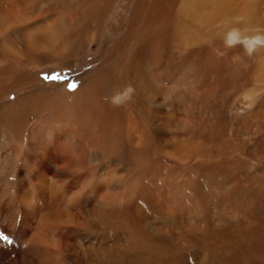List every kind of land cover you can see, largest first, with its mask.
Listing matches in <instances>:
<instances>
[{
    "label": "bare ground",
    "instance_id": "6f19581e",
    "mask_svg": "<svg viewBox=\"0 0 264 264\" xmlns=\"http://www.w3.org/2000/svg\"><path fill=\"white\" fill-rule=\"evenodd\" d=\"M115 3L116 0H56L47 6H42L43 3L39 4L37 0H0V40H3L12 49V53L6 55L8 58L9 55H19V60L14 61V65L21 67L18 81L7 88L4 98L13 91L24 90V86L28 87L30 81L37 83V74L31 73L33 71L29 68L28 60L33 59L37 63H44L45 60L52 57L69 61L75 57L82 44H89L94 39V41L98 40V45L99 43L101 45L98 61L90 73L93 76L83 81L70 98L62 97V93L55 96L48 93L49 91L46 89L35 87L26 94L29 96L26 105L22 103V100L27 98L25 95L18 97L15 101V104L20 106L18 109L26 108L25 110L29 111L30 105L38 103V99H45L48 104L58 105L61 112L64 113V115L56 116L57 123L53 126L36 125L28 131L25 129L26 126L18 124L15 128L19 135L27 132L32 137V141H28L29 150H19L21 157L25 158L21 176L31 177L32 182H35L39 188V194L35 196L31 192L32 190H28L27 194H23L22 202L30 209L32 217L37 223L36 228H32L31 231L34 232L35 238L39 236L38 238L42 239V242L43 239H46L45 232L48 230L46 228H49L46 227V224L50 221L53 225L72 224L77 228L76 226L80 227L81 220L86 217L88 219L87 226L108 228L116 217V213H106L107 210L103 208L104 204L111 206V202L115 203L114 197L109 192L113 189L110 171L102 169L104 172H100L96 176V181L95 178L91 179L89 186L99 185V188H102L104 192L100 198L98 197V201L91 202V207L86 210V215H80V213L68 209L67 206L59 212L51 210L52 200L54 203L56 198L57 200L65 199L67 196L64 191L59 197L60 195L56 194L57 191L53 192L51 188H48L50 184L47 179L48 172H53L57 176L63 173L65 176L73 177L76 183L82 181L85 176L94 177L93 171L96 167L94 168L92 165L98 161V151L104 149L103 147L111 146L114 138L116 140L124 139L131 151L137 153L141 158L145 157L148 161L160 163L161 166L160 157L165 158L167 163L168 160L175 161L176 158H179L182 164L186 163V160L204 158L200 146H206L209 140L214 137L206 135L202 131L203 129L194 128V124H190V122L194 123L196 119L194 117L195 107L191 105L195 100L191 99L190 101L186 98L187 100L182 101L181 98L184 94L187 96L188 92L189 98L192 97L190 96L189 82L200 84V92L205 96L208 89L206 85L208 75H215L217 78L214 76L213 78L220 79L225 83L230 73L226 72L219 59L221 54L225 53L224 48L218 44L220 34L223 32L221 29L229 28L237 21V24L243 28H247L245 24L248 25L247 19L237 21L234 19L239 16L234 14L236 0H124L121 10L114 13ZM244 7L242 6V8ZM251 9L254 12L252 13L254 22L252 20L251 22L264 28V0H258V3H254ZM122 12L126 13V17L119 21L118 17ZM110 14L113 15V19L110 18ZM106 27L109 28V33L105 36ZM97 34L98 39H96ZM109 39L110 45H108ZM89 53L91 50L84 53V58ZM207 60H210L211 67L207 66ZM12 63L13 59L11 58L0 61V73L11 71L14 66ZM176 66L180 71L182 84L168 86L169 79L176 74L174 73ZM192 68L196 69L195 77L191 75L194 71ZM37 72L39 71L35 73ZM188 76L192 78L189 77V79ZM262 77L264 78V74ZM260 81L262 85L254 86L255 90L264 92V80ZM128 85L134 89L130 101L120 107L113 106L108 102L107 97ZM227 87L229 88V86ZM240 87H244V85L240 84ZM244 99L248 101L252 98L246 96ZM250 103L244 102L243 105L247 106ZM179 110H182L184 116L188 117L186 119H192V121L189 120V124L187 121L178 120ZM199 119L201 118L199 117ZM51 132H54L56 137L62 136L64 139H69L74 145L75 155L55 153L51 146L52 141L47 138L51 136ZM33 150L35 151L34 156L29 154V151ZM208 154L210 155V153ZM34 159L30 171H27V164L30 166ZM176 162L174 166L177 167ZM190 167L192 168V166ZM144 168L148 169L145 166ZM167 168L170 167L167 166ZM146 170L142 171L146 173ZM93 189L95 192L97 188ZM97 191L99 190L97 189ZM89 195L92 196L91 193ZM52 197L53 199H51ZM68 202L70 203L69 198ZM113 208L112 211H114ZM201 229L203 235L199 243L202 253L198 257L199 264H264V224L258 223L253 226L231 223L223 221V217L220 216L215 224H203ZM66 232L64 238H61L65 249H67L66 235H71L76 231L70 229ZM197 232L199 231L197 230ZM36 233L39 234L37 237ZM193 233L196 232L193 231ZM23 234L26 235V233ZM68 237L70 236L68 235ZM22 238L21 243L24 241L29 251L26 250L28 253L20 255V263L33 264L30 258H33L35 254L33 248L36 247L29 237L23 235ZM74 238L76 237L74 236ZM79 241L77 240L71 246V251L84 257L87 260L86 264H102L94 257V250L97 248L96 252L98 251L105 259L112 257V254H115L114 252L117 250V247L108 245L103 247L97 245L96 247L92 244L84 246ZM154 241L156 242V240ZM170 256L174 262L179 259L180 251L175 250L171 252ZM39 263H45V258H41Z\"/></svg>",
    "mask_w": 264,
    "mask_h": 264
},
{
    "label": "rangeland",
    "instance_id": "374dc122",
    "mask_svg": "<svg viewBox=\"0 0 264 264\" xmlns=\"http://www.w3.org/2000/svg\"><path fill=\"white\" fill-rule=\"evenodd\" d=\"M54 1L56 0H37V3L42 2V6H47ZM254 3H258V0H236L234 14L239 15V19H234L236 21L247 19L248 25L245 24L247 28L259 27L251 22V20L254 22L252 16L254 12L251 9ZM123 4L124 0H116L113 6L114 13L120 11ZM242 6L245 7L242 8ZM125 17L126 13L122 12L118 19L120 21ZM110 18L113 19V15L110 14ZM115 22L116 18L113 20L114 25ZM237 23L229 28L243 29V26ZM229 28L221 29L222 34ZM108 33L109 28L106 27L104 35L106 36ZM222 34H220L218 44L224 48L225 53L221 54V57H224L219 59L226 72L229 71V78H225L226 81L223 83L220 79L213 78V76L216 77L215 75H208L206 84L208 89L205 96L200 92V84L192 83V85L188 80L192 97L189 98L188 92L187 96L184 94L181 99L182 101L195 100L190 103L192 107H195L194 117L196 119L194 123L190 122L192 119L189 118L190 121L186 119L188 117L184 116L182 110H179L177 115L179 121H187V124L190 122L191 125L194 124V128L203 129L202 131L206 135L214 137L209 140L207 147L200 146L204 158L186 160L187 162L184 164L179 161V158H176V167V165L174 166L175 161L168 160L170 163L168 164L167 160H164L165 158L160 157L162 167L160 163L148 161L145 157L141 158L137 153L131 151L124 139L116 140L114 138L111 146L103 147L104 149L98 151V161L92 165L94 168L96 167L93 171L94 177L85 176L82 181L76 183L73 177L65 176L63 173L57 176L53 172H48L47 179L50 182L48 188H51L53 192L57 191L56 194L60 195L59 197L64 191L67 196L65 199L57 200L56 198L54 203L52 200L51 210L59 212L67 206L68 209H72L80 215H86V210L91 207V202L98 201L104 192L102 188H99V185L89 186L91 179L95 178L96 181V176L100 172L110 171L113 189L109 192L114 197L115 203L111 202V206L104 204L103 208L107 210L106 213H116V217L108 228L89 227L86 225L88 220L86 217L84 218L85 222L82 219L81 226H76L77 228L72 224L53 225L50 221L47 223L48 226L46 224V227L49 228H46L48 230L45 232L46 239H43V242L42 239L39 240V236L37 237L38 233L35 238L34 232L31 231L32 228H36L37 223L33 219L30 209L22 202V196L27 194L28 190H32L31 192L35 196L39 194V188L35 182H32L31 177L21 176L25 158L21 157L19 150L28 151V141H32V137L27 132L19 135L15 128L18 124L26 126L25 129L28 131L36 125L53 126L57 123L56 116L64 115V113L61 112L58 105L48 104L45 99L37 98L38 103L30 105L29 111H26V108L18 109L20 106L15 104V101L18 97L27 96L28 91L35 87L46 89L49 91L48 93L55 96L62 93V97L70 98L75 91L71 90L73 85H76L77 88L83 81L93 76L90 73L98 61L101 45L100 43L98 45V40H96L98 39L97 34L96 41L93 39L89 44H82L75 57L69 61L52 57H49L44 63H37L33 59L28 60L29 68L33 71L31 73L37 74V83L30 81L28 87L24 86V90L13 91L4 98L7 88L18 81L21 67L14 65V61L19 60V55H9L8 58L6 55L12 53V49L3 40H0V61L11 58L14 65L11 71L0 73L2 75L0 76V264H21L20 255L29 251L25 242L21 243L23 235L29 237L36 247L33 248L35 249L33 258H30L33 264H40L41 258H45L43 264H86L87 260L84 257L71 251V246L77 240H80L79 242L84 246L92 244L99 247L105 245L117 247L115 254L110 257L111 259H105L98 251L96 252L98 248L94 250V257L102 264H199L198 257L202 253L199 240L203 235L201 225L215 224L220 216L223 217V221L231 223L253 226L258 223L264 224V92L256 91L254 87L261 86L260 80H264L262 77L264 74V48H258L252 55H248L242 46L227 48L223 43ZM110 44L109 39L108 45ZM88 50H91V53L84 58V53ZM206 64L211 67L210 60H207ZM177 67L174 72L176 74L169 79L168 86L182 82ZM195 68H192L194 71L191 74L194 77ZM36 71L39 72L35 73ZM194 77L191 79L192 82ZM240 84H243L244 87H240ZM176 90L178 89L176 88ZM246 96L252 99L245 101L247 100L244 99ZM28 98L29 96L24 98L22 103L26 105ZM241 102L251 103L245 106ZM135 122H137L136 119ZM47 138L52 141L51 146L55 153L75 155L74 145L69 139H64L62 136L56 137L54 132H51V136ZM34 152V150L29 151V154L34 156ZM119 158L121 159L119 160ZM34 161L35 159L30 163V166L27 164V171H30ZM191 161L192 163H190ZM98 164H100L99 167ZM196 165L199 167L197 168ZM144 166L148 169L146 170ZM131 169H133L132 172ZM143 169L147 172L142 171ZM131 173L133 174L131 175ZM27 175L29 177V172ZM169 180L170 182H167ZM94 186L99 191L95 189L94 192V189L92 190L95 188ZM68 229H73L76 232L68 234L70 237L66 235L68 238L66 237L67 249H65L61 238H64L65 231L68 232ZM158 242L161 245L157 246ZM175 250L180 251V257L173 262L170 254Z\"/></svg>",
    "mask_w": 264,
    "mask_h": 264
},
{
    "label": "clouds",
    "instance_id": "9594fccd",
    "mask_svg": "<svg viewBox=\"0 0 264 264\" xmlns=\"http://www.w3.org/2000/svg\"><path fill=\"white\" fill-rule=\"evenodd\" d=\"M223 43L227 48L242 46L248 55H252L258 48H264V28H229L222 34ZM134 89L131 85L115 91L106 99L113 106L120 107L131 100Z\"/></svg>",
    "mask_w": 264,
    "mask_h": 264
},
{
    "label": "snow or ice",
    "instance_id": "6c2138e0",
    "mask_svg": "<svg viewBox=\"0 0 264 264\" xmlns=\"http://www.w3.org/2000/svg\"><path fill=\"white\" fill-rule=\"evenodd\" d=\"M75 88H76V85H73V86H72V88H71V90H73V91H74V90H75Z\"/></svg>",
    "mask_w": 264,
    "mask_h": 264
}]
</instances>
